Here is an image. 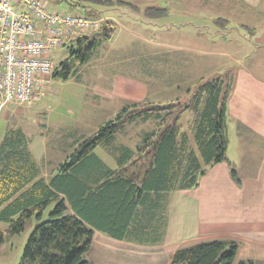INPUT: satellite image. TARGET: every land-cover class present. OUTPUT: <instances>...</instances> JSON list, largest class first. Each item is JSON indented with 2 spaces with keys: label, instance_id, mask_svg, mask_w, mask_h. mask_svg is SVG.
Returning <instances> with one entry per match:
<instances>
[{
  "label": "trees",
  "instance_id": "obj_1",
  "mask_svg": "<svg viewBox=\"0 0 264 264\" xmlns=\"http://www.w3.org/2000/svg\"><path fill=\"white\" fill-rule=\"evenodd\" d=\"M56 1L77 7L92 18L98 13L90 5L102 2ZM167 11L158 7L146 10L152 17L165 16ZM115 31L116 23L104 20L99 35L77 38L71 58L58 65L54 75L68 80L74 59L85 64ZM231 89L224 77L214 76L193 91L189 88L191 96L184 103L127 105L96 135L79 140L75 153L59 165L49 183L36 178L38 170L21 129H10L1 148L11 153L3 162L4 158L0 159L4 165L0 169V222L8 223L9 234H21L28 219L37 216L40 220L45 208L57 202L50 218L35 226L19 264H89L86 255L95 235L92 226L122 239L154 217L164 193L198 186L210 166L228 160L227 101ZM184 111L192 115L188 128L181 122ZM137 120H152L155 127L140 134L141 143L135 148L120 143L126 126ZM98 147L114 154L116 167L100 158L95 152ZM232 175L238 178L235 170ZM66 200L75 214L67 212ZM237 251L236 241L215 239L178 249L169 264H235Z\"/></svg>",
  "mask_w": 264,
  "mask_h": 264
},
{
  "label": "crops",
  "instance_id": "obj_2",
  "mask_svg": "<svg viewBox=\"0 0 264 264\" xmlns=\"http://www.w3.org/2000/svg\"><path fill=\"white\" fill-rule=\"evenodd\" d=\"M236 3H238L236 6H239L237 12L239 21L226 17L217 19L214 16V22L223 20L219 24L224 23L225 27L238 25L239 28H243V31H250L251 35L246 33L243 36L253 39V41L250 40L249 45L256 47V51L252 52L251 49H247L244 57L236 61L237 57L233 55L237 52L231 53L232 41L225 38L227 52L224 55L229 64H225L227 74L222 77L230 83L232 88L227 101L230 140L227 150L228 160L210 166L206 174L200 178L198 186L188 190L164 193L161 197L163 200L158 209L154 211V217L144 222L140 230L129 232L122 239L92 226L95 235L91 250L86 255L89 264H169L172 255L178 249L215 239L234 240L238 243L235 264L242 260H251L253 264H264V19H259L263 16L260 11L263 12L261 8L264 9V0H238ZM110 19L112 21L115 18H105V20ZM148 27V24L140 25L139 22L132 21L131 30L117 29L114 38L101 42L92 52L89 60L82 64L83 67L92 63V59L102 58L100 50L104 48V45L109 43V46L113 47L121 35H125L131 41H137L133 44H139L138 42L146 44L143 43L145 41L152 43L153 41L148 42L141 34L142 31H146L144 28ZM235 28L233 27V30ZM138 29H140L139 35L135 33ZM201 31H203L201 27L196 26L191 28L189 33L180 32L179 39L184 36L191 37V39L198 36L210 43L209 38L201 36ZM70 43L71 46L76 44L74 39L67 42V44ZM139 46L140 56L137 58L146 66L143 75L138 77L125 74L114 76L106 90L108 93L100 99L107 105V109L113 105L120 108V104L126 102L121 107L123 109L129 104L147 101L151 97L149 94V79L152 76L150 67H156L160 51L153 52L148 48L145 52L144 45L141 47L139 44ZM240 51L242 53V50ZM210 54L212 52L208 47L202 50L193 48L190 54L191 61L185 60L184 62L179 51L181 55L179 80L181 77L184 78L181 85L188 79L189 71L193 79L203 77L196 74V68H198L196 58L201 56L206 58ZM115 58L120 59L110 61L108 68L112 62H120L121 59L123 61L126 56L116 55ZM147 58L151 59L150 65L145 63ZM231 61H236L237 65L232 67ZM245 61H251V66H247ZM130 68L126 67V69ZM181 68H183V73L180 74ZM140 70L142 71V67ZM211 72L215 71H208L210 75L213 74ZM80 77L81 72L77 71L75 78ZM58 78L62 79L56 76L52 83ZM17 105V107H24L21 104ZM15 110L18 111V109ZM10 129L12 128H7L0 136V159L4 158L2 162L11 153L1 149ZM18 129H21L26 137L27 152L38 170L36 178H42L49 183L56 175V171L51 177L43 174L40 162L33 156L26 132L22 128ZM100 158L103 160L101 156ZM3 166L1 164L0 169ZM232 170L236 171L238 178L232 175ZM101 181L104 180L101 179ZM66 204L67 212L75 214L67 200Z\"/></svg>",
  "mask_w": 264,
  "mask_h": 264
},
{
  "label": "rangeland",
  "instance_id": "obj_3",
  "mask_svg": "<svg viewBox=\"0 0 264 264\" xmlns=\"http://www.w3.org/2000/svg\"><path fill=\"white\" fill-rule=\"evenodd\" d=\"M49 1L53 8L59 11L82 12L78 10L79 8L72 7L66 2ZM236 2L238 0H102L101 3L90 6L98 13L96 18L102 22L106 17L115 18L113 20L116 23V31L112 38L117 34V29L131 30L132 21L139 22L140 25L148 24L149 27L144 28L146 31H142L141 34L148 42H153L138 43L141 44V47L144 45L145 52L148 48L153 52L160 51L156 67H150L152 76L149 79V94L151 97L146 101V103L156 105L179 101L184 103L191 96L190 93H187L189 88L193 91L203 80L219 75L225 76L227 69L224 66L228 63L227 57L224 55L227 52L225 38L232 41L230 47L233 52L231 50V53L237 52L233 55V57H237L236 61L244 57L247 49H251L252 52L256 51V47L249 45L250 40L253 41V39L243 36L246 33L251 35L250 31H243V28H239L238 25H232L236 27L233 30L232 26L225 27L224 23L214 22V16L217 19L226 17L239 21L237 14L239 6H236L238 4ZM149 7L166 8L168 14L152 17L146 12ZM261 10L263 12L260 11V13L263 16L259 19H264V9L261 8ZM196 26L201 27L203 30L200 33L201 36L209 38L210 43L198 36H194L192 39L184 36L179 39L180 32L189 33L188 31ZM136 31L135 33L139 35L140 29ZM123 33L126 32L123 31ZM134 42L137 41H131L125 35H121L114 44L115 46L110 47L109 43L104 45V48L100 50L102 58L92 59V63L86 64L84 67L77 59H74L76 61L72 62L70 79L65 81L58 78L57 81L51 82L52 84L48 85L42 97L38 102L33 103L34 105L24 104V107H17V103L14 102L7 104L0 109V136L9 127L12 129L22 128L28 136L34 158L40 162L43 174L47 177H51L54 171L57 174L59 165L75 153L79 140L96 135L102 125L114 119L122 111L121 107L126 102L121 103L120 108L113 105L107 109V105L100 99L108 93L106 90L114 76L119 74L135 77L143 75L146 66L137 58L140 56V46L133 44ZM206 47L210 48L212 54L206 58L203 56L196 58L198 67L196 74L203 77L193 79L191 71H189L188 79L181 85L184 78L181 77L179 80V58L181 56L179 51L182 54V61L189 62L193 48L202 50ZM239 49L242 50V53ZM71 52L70 43L55 49L52 57L57 65H60L69 57L71 58ZM116 55L126 56V59H123L124 62L122 59L120 62H112L108 68L110 61L120 59L115 58ZM236 61H231L232 67L237 65ZM101 62H103V66H101ZM145 63L150 65L151 59L147 58ZM245 64L251 66V61H245ZM126 67L131 68L126 69ZM182 69L180 74L183 73ZM210 70L215 72H211L213 74L210 75L208 73ZM77 71L81 72L79 79L75 78ZM55 77L53 75V78ZM97 94L99 96H96ZM146 103L145 105H148ZM191 117L190 111H184L181 120L184 128L189 127L188 121ZM154 127L155 123L152 120L148 122L137 120L126 126V132L119 136L118 141L135 148L141 143L140 134L152 130ZM95 152L111 167L117 166L115 156L109 150L98 147ZM56 203V201H52L45 208L40 220L37 219V216L28 219L26 228L21 234H9L7 232L8 223L0 222V230L3 232V242H0V264H19L35 226L50 218V213Z\"/></svg>",
  "mask_w": 264,
  "mask_h": 264
},
{
  "label": "built area",
  "instance_id": "obj_4",
  "mask_svg": "<svg viewBox=\"0 0 264 264\" xmlns=\"http://www.w3.org/2000/svg\"><path fill=\"white\" fill-rule=\"evenodd\" d=\"M48 0H0V109L38 101L53 80L55 49L97 34L102 22Z\"/></svg>",
  "mask_w": 264,
  "mask_h": 264
},
{
  "label": "water",
  "instance_id": "obj_5",
  "mask_svg": "<svg viewBox=\"0 0 264 264\" xmlns=\"http://www.w3.org/2000/svg\"><path fill=\"white\" fill-rule=\"evenodd\" d=\"M97 35H99V33Z\"/></svg>",
  "mask_w": 264,
  "mask_h": 264
}]
</instances>
